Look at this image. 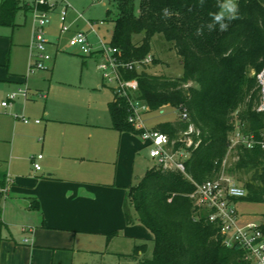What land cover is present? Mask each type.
Wrapping results in <instances>:
<instances>
[{
	"label": "trees",
	"instance_id": "obj_1",
	"mask_svg": "<svg viewBox=\"0 0 264 264\" xmlns=\"http://www.w3.org/2000/svg\"><path fill=\"white\" fill-rule=\"evenodd\" d=\"M111 1L117 16L110 44L120 50L124 62L150 55L157 35L172 45L180 60V77L155 75L146 69L124 76L138 80L137 98L149 112L166 107L177 111L175 121L159 123L153 130L168 135L174 150L189 155L185 173L153 165L126 189L127 225H143L154 243L151 259H142L145 245L136 246L127 257L137 264H248L244 250L224 244L220 227L210 222L207 210L195 206L191 195L195 184L213 180L222 172L237 125L257 138L264 130V114L257 111L260 90L256 79L264 68V0H239L236 17L225 20L226 31H220L219 25L213 31L206 27L212 22L209 14L220 11L218 3L224 0H204L203 6L200 0H140L138 11L136 0ZM20 11H32L27 0H0V27L15 29ZM111 15L108 10L107 16ZM112 92L114 98L108 103L111 128L140 135L128 123L127 101ZM183 110L187 121L182 119ZM182 134L191 139L190 147ZM233 151L237 161L225 171L247 192L237 202L264 204V149L240 146ZM7 185L0 175V189ZM35 204L32 207L38 208ZM2 228L0 220V249Z\"/></svg>",
	"mask_w": 264,
	"mask_h": 264
},
{
	"label": "crops",
	"instance_id": "obj_2",
	"mask_svg": "<svg viewBox=\"0 0 264 264\" xmlns=\"http://www.w3.org/2000/svg\"><path fill=\"white\" fill-rule=\"evenodd\" d=\"M13 65L0 72L1 95L19 80ZM44 102L38 110L25 106L28 124L14 106L0 114V143L9 149H0V175L10 179L0 220L13 229L1 243L0 264H74L80 254L91 264H137L127 256L140 245L146 255L152 236L141 224L127 225L124 201L149 168L143 172L140 161L144 149L149 158V143L72 104L52 110L50 93ZM38 155L40 170L32 159Z\"/></svg>",
	"mask_w": 264,
	"mask_h": 264
},
{
	"label": "rangeland",
	"instance_id": "obj_3",
	"mask_svg": "<svg viewBox=\"0 0 264 264\" xmlns=\"http://www.w3.org/2000/svg\"><path fill=\"white\" fill-rule=\"evenodd\" d=\"M66 1L71 6L67 17V25L70 31L61 32L60 9L50 14L51 24L47 26L44 32L45 39L51 43L47 46V52L51 60L45 62L44 68L35 73H30V66L35 59L33 57L34 51L30 48L35 28L34 15L31 12L20 11L16 18L18 26L15 29L0 27V72H6L9 65L16 63V65H13L16 69L12 72L16 73L19 78L13 83L14 87L8 93H17L20 89L29 91L27 98L20 96L14 102L13 106L16 109L14 114L23 115V109L29 105L32 110H38L45 103L42 96H49L50 93L52 110L57 105L72 104L82 114L90 113L92 117L98 116L102 122L110 123L111 119L107 105L108 102L113 100L114 96L111 86L103 80L102 73L98 70L99 58L80 54L79 49L71 45V40L76 33L85 32L89 29L86 23V21H89L95 23L98 35L105 42L110 43L113 36V20L117 16L116 6L111 0H99L96 2L93 0ZM238 1L234 0L236 4ZM139 3L140 0H136L137 11ZM108 10L112 11L110 18L107 16ZM80 15L83 18H80ZM90 39L96 43L97 36L91 34ZM139 39L137 37L135 41ZM151 54L156 61L146 67L148 73L168 77L182 76L183 68L180 60L177 58L172 45L162 35H157L154 38ZM27 57L28 65L27 69H25ZM8 93L3 95L0 93V102L3 99L6 100ZM163 111L164 113H146L144 119L148 129L159 123L176 120L177 111L174 108L166 107ZM5 112L7 111L4 109L0 110V114ZM39 120L41 119L39 118ZM190 130L193 131V128ZM181 136L183 138L187 137L186 134ZM0 149L2 153H6L9 150L4 143H0ZM236 155L235 151L230 152L226 159L225 168L229 171L233 169L237 161ZM142 160L144 161L142 168L144 172L153 162L147 157L146 149H144V154L140 161ZM3 167L6 168L7 166L4 165ZM6 199L5 195L0 198V209L2 211L4 210ZM237 209L241 222L264 223V204L239 202ZM12 230L11 227L3 225V239L10 238ZM150 235L152 236L151 233ZM18 242L20 241L18 240ZM149 246V252L146 255H142V259L152 258L154 243L151 242ZM77 257L74 264H84L87 259L88 264L92 263L90 258H85L87 256L84 254H80Z\"/></svg>",
	"mask_w": 264,
	"mask_h": 264
},
{
	"label": "built area",
	"instance_id": "obj_4",
	"mask_svg": "<svg viewBox=\"0 0 264 264\" xmlns=\"http://www.w3.org/2000/svg\"><path fill=\"white\" fill-rule=\"evenodd\" d=\"M99 1V0H93ZM32 7L31 13L34 15V34L30 48L34 51L33 64L30 66V73H35L44 68V63L51 60L47 52L49 41L45 39V29L51 24L50 14L59 10V21L61 32L70 31L67 25L68 11L71 6L66 0H33L28 1ZM41 8H46L45 10ZM80 18H83L80 15ZM89 29L85 32H78L71 40V45L79 49L80 54L86 56H97L99 58L98 70L102 73L103 80L107 82L116 96L125 99L128 103V123L135 130L140 131V137L150 145L149 158L155 165L167 170H176L185 173L184 161L188 158L185 151L174 150L168 135L148 129L144 116L149 112L148 106L137 98L139 83L137 79H126V72H141L151 65L154 60L152 54L141 61L124 62L121 52L110 43L105 42L97 33L95 23L86 21ZM102 24V23H101ZM94 34L98 40L93 43L90 35ZM260 90V101L257 111L264 114V68L256 75ZM27 89H20L17 93H11L6 100L0 102V110L11 108L18 97H28ZM43 99L46 96H42ZM25 124L30 123L26 116H16ZM182 119L188 120L186 110H183ZM41 121L36 120L39 124ZM191 131V130H190ZM260 137L254 134H245L241 127L237 125L231 134L230 152L240 146L248 149H264V130L260 132ZM187 147L192 145L189 137H186ZM43 158L42 155L32 157L35 161L34 167L40 170L41 166L37 161ZM226 163V161H225ZM225 163L220 175L202 184H195L196 188L191 197L195 206L200 210L209 212V220L220 227V233L224 238L227 247L239 246L244 250V259L248 264H264V223L241 222L237 209V200L247 195L246 190L229 175L225 170ZM10 183V179L7 180ZM8 186L0 189V193L7 195ZM27 242V241H26Z\"/></svg>",
	"mask_w": 264,
	"mask_h": 264
},
{
	"label": "clouds",
	"instance_id": "obj_5",
	"mask_svg": "<svg viewBox=\"0 0 264 264\" xmlns=\"http://www.w3.org/2000/svg\"><path fill=\"white\" fill-rule=\"evenodd\" d=\"M204 0H200V5L203 6ZM218 8L220 11L216 13H210V17L212 22L207 24L206 27L209 31H213L216 29V25H219L220 31H226L228 28V23L225 22V20H231L236 17L238 6L234 2V0H224L223 3H218ZM167 12V10H165ZM204 26H201V28L197 29V34H202V29Z\"/></svg>",
	"mask_w": 264,
	"mask_h": 264
}]
</instances>
